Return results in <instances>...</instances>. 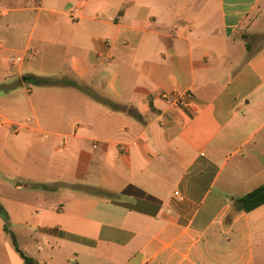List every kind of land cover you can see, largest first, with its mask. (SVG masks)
Returning <instances> with one entry per match:
<instances>
[{
  "label": "crops",
  "instance_id": "obj_1",
  "mask_svg": "<svg viewBox=\"0 0 264 264\" xmlns=\"http://www.w3.org/2000/svg\"><path fill=\"white\" fill-rule=\"evenodd\" d=\"M251 34L264 36V0H0V76L21 79L14 107L35 115L0 123L50 140L34 165L50 178L16 185L41 190L48 264L65 246L75 264H264V204L237 208L264 184V38Z\"/></svg>",
  "mask_w": 264,
  "mask_h": 264
},
{
  "label": "rangeland",
  "instance_id": "obj_2",
  "mask_svg": "<svg viewBox=\"0 0 264 264\" xmlns=\"http://www.w3.org/2000/svg\"><path fill=\"white\" fill-rule=\"evenodd\" d=\"M20 14L21 12L19 11H13L5 15V21H12ZM33 15L34 14H32V16ZM32 16L29 15V20H34ZM252 35L253 34L249 36L251 41H254V39L260 40L262 37L264 38L263 34ZM2 41L0 37V46L2 45ZM0 53H2L1 47ZM8 54L9 52H6V56ZM124 68L125 67H123V69ZM2 78L3 77L0 76V113L6 118L10 117L22 122H27L26 116H30L31 121H29V123H33L35 115L29 107L25 108L22 113H18L13 104L14 102L27 104L28 101L29 92H27L25 86L17 85L21 83V79L18 78L17 80L3 82L4 79ZM28 84L33 87L49 86L37 85L32 81L28 82ZM28 133V130L25 128L19 133H13L0 123V200L8 211L9 227L16 233L20 247L27 251V253L39 258L43 264H48L47 262H49L50 257H48L45 252L39 250V247L42 246L43 239L36 231L37 224L34 219L38 215V207L42 205L39 199L40 197L38 196L41 190L35 186L25 185L17 187L16 185L19 181L34 183L37 180H47V178H50L51 175L47 172V175L45 173L34 172L36 168L34 165L40 162L38 149L44 142L49 143L50 140H48L45 135H31ZM47 147H43L44 150H47L45 149ZM49 149H53V147L51 146ZM10 160H13L15 163V169L17 171L12 177L7 176V171L9 170L7 161ZM48 193L52 200H59L57 194L52 192ZM0 219L4 221L1 216ZM3 233L4 234L0 233V247L2 248L3 242H5L6 254L4 261L6 264H25L14 246L9 233L5 229ZM68 254L67 246L59 250L56 255L58 262H60L59 264H75L73 260H67Z\"/></svg>",
  "mask_w": 264,
  "mask_h": 264
},
{
  "label": "trees",
  "instance_id": "obj_3",
  "mask_svg": "<svg viewBox=\"0 0 264 264\" xmlns=\"http://www.w3.org/2000/svg\"><path fill=\"white\" fill-rule=\"evenodd\" d=\"M27 78L28 80L34 82L37 85L57 84V80L49 76L31 75ZM262 204H264V184L252 189L251 191L237 198V208L243 211H250ZM0 216L5 222L4 229L11 236L14 246L19 252L20 256L22 257L24 263L25 264H41V262L35 256L27 253L25 250H23L20 247L16 233L13 230H11L9 227V223H8L9 214H8V211L6 210V207L1 202V200H0Z\"/></svg>",
  "mask_w": 264,
  "mask_h": 264
},
{
  "label": "built area",
  "instance_id": "obj_4",
  "mask_svg": "<svg viewBox=\"0 0 264 264\" xmlns=\"http://www.w3.org/2000/svg\"><path fill=\"white\" fill-rule=\"evenodd\" d=\"M79 10V5H74L71 7V13L76 14ZM24 54L14 55L12 61L15 63L23 58ZM189 96L192 98L193 94L189 93ZM162 97L165 98L169 103L174 105L187 104L184 99L177 93L164 92Z\"/></svg>",
  "mask_w": 264,
  "mask_h": 264
},
{
  "label": "water",
  "instance_id": "obj_5",
  "mask_svg": "<svg viewBox=\"0 0 264 264\" xmlns=\"http://www.w3.org/2000/svg\"><path fill=\"white\" fill-rule=\"evenodd\" d=\"M23 79H26V77H23ZM21 184V183H20Z\"/></svg>",
  "mask_w": 264,
  "mask_h": 264
}]
</instances>
